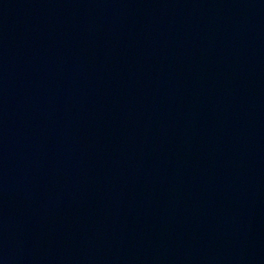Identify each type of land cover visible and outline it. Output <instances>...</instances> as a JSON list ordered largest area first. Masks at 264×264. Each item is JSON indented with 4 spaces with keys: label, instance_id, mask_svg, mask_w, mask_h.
Listing matches in <instances>:
<instances>
[{
    "label": "water",
    "instance_id": "obj_1",
    "mask_svg": "<svg viewBox=\"0 0 264 264\" xmlns=\"http://www.w3.org/2000/svg\"><path fill=\"white\" fill-rule=\"evenodd\" d=\"M0 264H264V0H0Z\"/></svg>",
    "mask_w": 264,
    "mask_h": 264
}]
</instances>
